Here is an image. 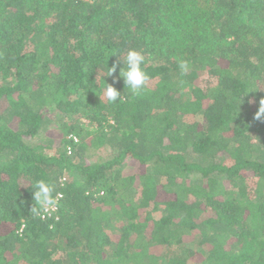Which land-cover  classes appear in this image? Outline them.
Returning a JSON list of instances; mask_svg holds the SVG:
<instances>
[{"label": "trees", "instance_id": "1", "mask_svg": "<svg viewBox=\"0 0 264 264\" xmlns=\"http://www.w3.org/2000/svg\"><path fill=\"white\" fill-rule=\"evenodd\" d=\"M261 98L264 0H0V264H264Z\"/></svg>", "mask_w": 264, "mask_h": 264}, {"label": "clouds", "instance_id": "2", "mask_svg": "<svg viewBox=\"0 0 264 264\" xmlns=\"http://www.w3.org/2000/svg\"><path fill=\"white\" fill-rule=\"evenodd\" d=\"M144 61L145 57L142 52L131 48L126 52L123 60L117 57L116 61L110 67H107V74H100L99 79L104 85L103 95L109 103L116 102L120 98L121 92L114 86L115 78L113 84L106 83L104 78L113 77V74L116 73L123 80L124 86H127L133 94H139L148 80V76L142 67ZM180 67L184 71L187 70V65L183 62ZM253 119L264 122V98L259 99L258 108L253 115ZM34 188L32 199L38 206L32 208L35 214H40V210L45 213L49 212L57 204V197L62 195L56 193V196H53L54 186L45 180L36 181Z\"/></svg>", "mask_w": 264, "mask_h": 264}, {"label": "rangeland", "instance_id": "3", "mask_svg": "<svg viewBox=\"0 0 264 264\" xmlns=\"http://www.w3.org/2000/svg\"><path fill=\"white\" fill-rule=\"evenodd\" d=\"M55 128V124L52 121H46L44 123H42L39 133H38V139L39 141H43L44 143L48 142V139H50V137H52L51 133L53 131V129ZM109 153V150L107 148H101L98 150L93 151V155L91 158H97V157H103L106 156Z\"/></svg>", "mask_w": 264, "mask_h": 264}]
</instances>
